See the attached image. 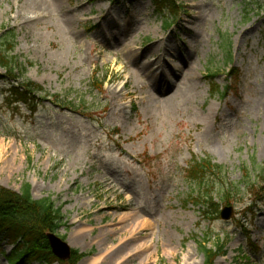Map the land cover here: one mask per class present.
<instances>
[{
	"label": "rangeland",
	"instance_id": "374dc122",
	"mask_svg": "<svg viewBox=\"0 0 264 264\" xmlns=\"http://www.w3.org/2000/svg\"><path fill=\"white\" fill-rule=\"evenodd\" d=\"M178 2L175 19L152 0H0V35L15 30L14 55L34 64L24 78L46 94L33 112L0 79V187L55 201V234L86 254L76 264L132 230L141 237L120 255L147 249L130 264H204L210 237L228 242L214 264H264V0ZM210 82L229 90L212 96ZM193 156L225 168L215 189L238 185L211 222L182 178ZM14 248L0 241V264Z\"/></svg>",
	"mask_w": 264,
	"mask_h": 264
},
{
	"label": "trees",
	"instance_id": "16d2710c",
	"mask_svg": "<svg viewBox=\"0 0 264 264\" xmlns=\"http://www.w3.org/2000/svg\"><path fill=\"white\" fill-rule=\"evenodd\" d=\"M152 3L156 16L170 14L175 17L181 9L178 0H152ZM166 24L162 21L164 28L173 25L169 23L166 26ZM87 27L91 29L90 26ZM16 45L17 34L14 29H7L0 35V69L4 72V76L0 79L10 84L7 91L9 98L15 99V102H22L34 111L38 107L36 101H44L46 94L39 85L24 78L27 67H32L34 64L29 61L23 64L19 61V58L14 55ZM228 49H230L229 43ZM235 82L238 83V79ZM208 85L212 96L223 97L229 90L227 86L220 88L213 82ZM95 86L101 89L100 83L95 82ZM54 101L61 108L65 105L58 97L54 98ZM66 106L69 108V105ZM71 108L75 112L79 111L75 106ZM115 133L118 134V131L116 130ZM225 173V168L214 163L209 156L191 157L187 168L182 170V178L191 191L189 199L194 206L199 207L198 211L202 220L211 222L217 219L219 206L231 204L233 195L239 191L238 185L231 184L228 187L222 183L217 189L212 186L217 184V180L222 181L221 177ZM262 173L264 175V172ZM209 178L213 181L206 184ZM262 180L264 181V177ZM257 186L258 184L255 185V183L249 186L254 195L258 194ZM193 192H196V196H193ZM62 224L61 209L56 208L55 201L50 197L34 200L31 197L29 184H23L19 193L0 187V241L15 247L7 258L9 264H26V262L29 264L34 262L76 264L86 254L72 250L71 260L62 263L55 260L49 250L45 234L56 233ZM62 240L65 238L62 237ZM210 241L211 237L205 239L200 246L204 264H214L216 258L226 254L227 239L217 238L216 244L208 247ZM240 261L242 264H253L248 257H243Z\"/></svg>",
	"mask_w": 264,
	"mask_h": 264
},
{
	"label": "bare ground",
	"instance_id": "6f19581e",
	"mask_svg": "<svg viewBox=\"0 0 264 264\" xmlns=\"http://www.w3.org/2000/svg\"><path fill=\"white\" fill-rule=\"evenodd\" d=\"M53 2H61V0H52ZM31 2L33 3V5H38L40 2H42V0H31ZM110 36H105V39H109ZM172 75V74H171ZM170 75V76H171ZM170 76L168 74H163V77L165 78V80H170ZM191 79H193V77H191ZM142 223V222H140ZM145 224H140L139 228L144 227ZM85 237L84 233H78V238L79 239H83ZM141 237V231H136V230H132L129 234V238L123 242L121 244V247H119L118 249H115V251L106 249L101 251V253H98L94 258H92L91 260L86 261L85 264H130V261L134 258V257H138L140 255H143L146 252L147 249V245L143 244V243H137L135 245H133V247L131 248V250L129 251V253H126L124 255H120V251L124 248L127 247V245L131 242L134 241L135 239ZM69 245H73L72 241H68ZM117 256V257H116ZM131 256V257H130ZM113 261L111 263L110 259L113 258ZM150 256H148L149 259Z\"/></svg>",
	"mask_w": 264,
	"mask_h": 264
},
{
	"label": "water",
	"instance_id": "95a60500",
	"mask_svg": "<svg viewBox=\"0 0 264 264\" xmlns=\"http://www.w3.org/2000/svg\"><path fill=\"white\" fill-rule=\"evenodd\" d=\"M231 215V207H226L220 212V218L225 221H228L231 218ZM45 237L48 247L56 259L67 262L71 258V248L66 241L62 240L56 234L49 232L45 234Z\"/></svg>",
	"mask_w": 264,
	"mask_h": 264
}]
</instances>
